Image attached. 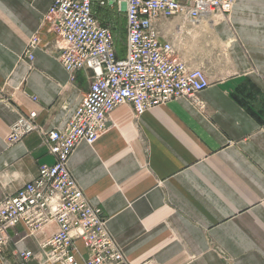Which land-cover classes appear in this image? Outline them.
Listing matches in <instances>:
<instances>
[{
	"label": "crops",
	"instance_id": "crops-1",
	"mask_svg": "<svg viewBox=\"0 0 264 264\" xmlns=\"http://www.w3.org/2000/svg\"><path fill=\"white\" fill-rule=\"evenodd\" d=\"M49 5L0 0V201L31 180L39 165L54 161L39 132L9 144L11 125L34 109L44 128L65 127L91 81V69L70 79L58 60L55 34L47 23L41 26ZM112 8L93 5L117 37ZM208 22L228 66L212 69L186 40L179 45L205 68L202 106L180 97L135 116L121 103L106 131L93 144L81 141L68 160L131 263L264 264V0H236L227 16ZM37 31L30 63L22 53ZM56 229L55 222L35 234L21 222L9 228L0 263L45 261L40 243ZM23 250L33 257L22 260L17 254Z\"/></svg>",
	"mask_w": 264,
	"mask_h": 264
},
{
	"label": "built area",
	"instance_id": "built-area-1",
	"mask_svg": "<svg viewBox=\"0 0 264 264\" xmlns=\"http://www.w3.org/2000/svg\"><path fill=\"white\" fill-rule=\"evenodd\" d=\"M235 2L98 0L99 6H114L124 13V55L119 56L115 34L96 16L93 0H50L41 26L47 23L55 34L58 60L70 79L85 68L92 76L65 127L44 128L34 109L11 125L9 144L39 132L54 161L39 165L31 180L0 201V254L9 228L21 222L35 234L55 222L56 231L40 243L46 259L39 264H156L152 259L139 263L127 259L101 208L88 201L71 174L68 160L81 141L93 144L106 131L111 111L121 103H128L135 116L180 97L202 106L199 94L209 83L205 68L190 62L179 45L202 21L227 16ZM39 42L37 31L24 47L22 56L30 63ZM261 81L264 84V75ZM17 255L22 260L33 257L29 250Z\"/></svg>",
	"mask_w": 264,
	"mask_h": 264
},
{
	"label": "rangeland",
	"instance_id": "rangeland-1",
	"mask_svg": "<svg viewBox=\"0 0 264 264\" xmlns=\"http://www.w3.org/2000/svg\"><path fill=\"white\" fill-rule=\"evenodd\" d=\"M93 4L95 10L100 11L101 6L98 5V0H94ZM112 11H114V15L116 16L115 19H120L118 23L114 19L112 25L117 34L116 42L117 40L120 42V50H122L125 42V30L123 24L125 20L124 13L120 10L118 11L116 8H114V6ZM201 27L203 28L202 30L200 29ZM209 27V22L204 21L203 24L197 26V28H194V31L191 33V35L186 37L187 47L190 46V49L195 52L194 57L199 62H203L212 69L217 66H228L229 63L226 60L224 48L215 42L210 33Z\"/></svg>",
	"mask_w": 264,
	"mask_h": 264
},
{
	"label": "trees",
	"instance_id": "trees-1",
	"mask_svg": "<svg viewBox=\"0 0 264 264\" xmlns=\"http://www.w3.org/2000/svg\"><path fill=\"white\" fill-rule=\"evenodd\" d=\"M94 1V0H93ZM99 8V7H98ZM124 30H125V20H124ZM116 32V31H115ZM116 45H117V50H118V54H119V56H122L123 55V52H124V45H123V48H122V50H120V42H118V40H117V42H116Z\"/></svg>",
	"mask_w": 264,
	"mask_h": 264
}]
</instances>
